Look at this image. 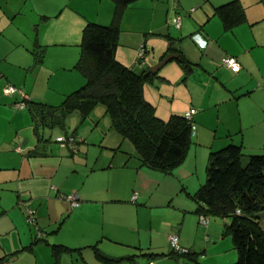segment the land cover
<instances>
[{"label":"crops","instance_id":"crops-1","mask_svg":"<svg viewBox=\"0 0 264 264\" xmlns=\"http://www.w3.org/2000/svg\"><path fill=\"white\" fill-rule=\"evenodd\" d=\"M232 2L243 9L245 23L225 31L215 11ZM176 4L175 0L129 4L119 22L115 53L119 64L137 74L151 73L170 54L193 66L185 77L179 62L174 67L170 61L162 78L156 73L157 86L153 82L144 87L145 99L163 121L195 112L187 157L164 174L142 166L133 147L114 131L107 142V134L92 132V139L82 138L74 152L51 145L42 132L52 129L40 127L39 114L34 113L36 126L33 115L16 108L23 99L3 93L4 87L12 86L33 106L59 100L61 105L82 88L85 80L74 67L83 30L88 24L109 26L114 2L0 0V35L16 39L0 50V264H55L52 246L76 251L62 255L58 264L66 256L101 264L96 252L114 260L133 258L135 264H235L233 242L223 236L229 221L210 222L209 217L208 228L203 229L193 197L205 183L211 153L233 145L245 157L264 155V0ZM176 15L182 17L180 29L168 24ZM141 45L146 53L137 61ZM23 52L37 56L34 72L40 68L43 74L55 75L45 82L46 90L36 80L27 86L29 77L19 73L32 64L27 57L20 58ZM225 57L236 59L239 73L222 66ZM172 83L186 91H178L173 97L177 103L161 114L148 97L153 88L166 90ZM39 87L43 92L38 93ZM49 91L54 96L49 97ZM58 137L81 140L67 134ZM69 195L78 196V208L60 199ZM26 207L36 211L43 234L39 243L26 223ZM172 234L188 255H171Z\"/></svg>","mask_w":264,"mask_h":264},{"label":"trees","instance_id":"trees-1","mask_svg":"<svg viewBox=\"0 0 264 264\" xmlns=\"http://www.w3.org/2000/svg\"><path fill=\"white\" fill-rule=\"evenodd\" d=\"M112 1L115 4L112 23L109 26L88 24L82 33L80 57L74 70L84 78L85 85L67 96L61 106L52 112H60L61 115L77 112L82 118H87L94 108L103 106L111 129L133 147L141 165L168 174L185 161L192 145L193 131L184 115H172L163 121L146 101L144 87L157 79L156 74H137L116 61L119 22L125 8L136 0ZM215 12L225 31L245 23L244 11L237 2L220 7ZM178 62L187 74L185 76L190 75L193 66L183 57ZM24 102L25 106H30L27 100ZM34 106L40 111V127L52 128L54 124L48 116H54L50 112L46 114L39 104ZM32 117L38 123L34 115ZM193 199L198 206V216L229 221L224 234L232 237L237 253L235 264H264V230L260 217L264 214V155L245 157L242 149L233 145L211 153L205 183ZM36 241L39 243L42 238ZM74 252L62 246H52L55 264L62 255ZM188 254V251L187 254L171 253L174 256ZM96 256L101 264H122L125 260L135 264L133 258L114 260L98 252Z\"/></svg>","mask_w":264,"mask_h":264},{"label":"rangeland","instance_id":"rangeland-1","mask_svg":"<svg viewBox=\"0 0 264 264\" xmlns=\"http://www.w3.org/2000/svg\"><path fill=\"white\" fill-rule=\"evenodd\" d=\"M15 40L16 39L14 37L11 38L8 33L1 34L0 35V50L5 48V46L9 45L8 41H11L12 43H14ZM24 57H27L26 59H28V62L31 61L32 64L29 67H27V65L23 66L24 69L18 70L19 73L22 75V77H24V75L25 76L27 75L29 77L27 86L33 84L34 80H36L37 83H41V82L44 83L43 84L44 89L39 87V90H38V93L43 92V90H46L45 82H48V80H50L49 76L51 75L52 79L54 80L56 78L55 75H52L51 73H47V71H45L44 72L45 74H43L42 72H40V68H38L37 71L34 72L33 70H34L35 65H36L34 58L36 56H31L30 54L23 52L21 54L20 58L23 60ZM177 63H178V60H172L168 65H173L175 67L176 65H178ZM168 65H167V67H168ZM165 70H166V66H165V68H162L158 72V75L161 78L165 75ZM75 75H77V74L75 73ZM184 75H187V74L184 73ZM156 81H157V79L154 81V83L157 86L158 82H156ZM51 85H52V83H51ZM167 87L168 88H165L166 90L153 88V90H151L152 95L148 97L149 102H152V104H154V106H156V108H158L159 113H161L163 109L169 110L171 105H175L177 103L176 97L174 99H173V97L177 94L178 91H184V93L186 91L184 88H180V86H178V84L175 85V83H172L171 86H167ZM50 88H51V86H50ZM48 93H49L48 96L50 97V95H52V92L49 91ZM52 96H54V95H52ZM152 100H154V101H152ZM36 104H39L41 110L45 111L46 114L48 112H50L54 116V117L50 116V118H51L50 122L54 124V126L52 127L53 129L51 128L52 130H45L42 132L43 134H45V136L47 138L51 139V141H52L51 145H53V146L58 145L55 143V137L59 136V135L67 134V136H72V135L77 136L78 139L79 138L81 139L80 141H77L80 143L82 141V138H83V140L85 139V141L90 140V139H87L86 136L92 139V136H93L92 132H94V131H95V133H94L95 136H97L96 135L97 131L102 132V134H104V133L107 134L106 142L110 139L111 133H114L113 130L111 129L110 119L108 118V116L105 113V108L101 105H98L96 108H94V110L91 113V116H89L87 118H82V117H79L77 112H73V114L70 116H68V114L61 115L62 113H60V112H58L56 114H55V112H52L61 106L60 100L55 101V102L52 101L53 105H46V104L37 103V102L34 105H36ZM31 105H33V104H30V106H28L26 109H24L26 111V113L29 116L34 115V117H35V114H34L35 112L37 114H40L39 110H35L36 106H31ZM56 115L58 116L57 118H56ZM165 118H167V117H165ZM36 123L37 122H34V124H36ZM95 124L98 125V128L95 127ZM33 128H35V127L33 126ZM31 130L32 129H30V131ZM29 135H30V138L33 137L32 132H29ZM115 135H117V134H115ZM210 218H209L210 222H212V221H217L218 223L223 222V220L220 218H216V217H210ZM262 219H264V216H262ZM200 227H202L203 229L208 228V227H205L202 225H200ZM261 227H262V229H264V223H262ZM224 231H225V226H224ZM223 236H227L230 239V241H232V237L224 234V232H223ZM64 259L65 260L60 261L59 264H94L93 262L89 261V259H86L85 261H83V260L78 259L76 256H72V257L66 256V257H64ZM51 264H54V262L52 261Z\"/></svg>","mask_w":264,"mask_h":264},{"label":"built area","instance_id":"built-area-1","mask_svg":"<svg viewBox=\"0 0 264 264\" xmlns=\"http://www.w3.org/2000/svg\"><path fill=\"white\" fill-rule=\"evenodd\" d=\"M176 0H175V6H176ZM193 12V10H191ZM168 24L175 27L176 29H180L182 25V17L179 15H176L174 18L170 19L168 21ZM146 53L145 46L141 45L139 50L137 51L136 59L137 61H140L144 58ZM222 66L231 71L232 73H238L241 70L240 65L233 57H225L222 61ZM3 93L6 96H14L15 94H18L23 101L17 104L16 108L23 110L26 108L25 102L27 99H25V96L23 95L22 91L17 90L16 88L12 86H6L3 88ZM195 112L190 111L184 115L185 120L190 124L192 131H195V125L193 123ZM55 143H57L60 148L62 149H68L77 151L78 150V143L77 140L74 137H58L55 139ZM60 199L65 200L68 202L72 208H78L80 206V199L77 195H69V196H61ZM135 197H133L132 201H135ZM25 214H26V223L28 226H30L32 229L35 230V239L40 240L42 238V235L37 227V220H36V211L32 208H25ZM199 224L205 227H208L209 225V219L205 216H199ZM169 245L172 249V251L176 254H187V250L182 249L179 245L178 237L176 234H172L168 237Z\"/></svg>","mask_w":264,"mask_h":264},{"label":"water","instance_id":"water-1","mask_svg":"<svg viewBox=\"0 0 264 264\" xmlns=\"http://www.w3.org/2000/svg\"><path fill=\"white\" fill-rule=\"evenodd\" d=\"M172 60H179V55H167L156 67L151 70V74L155 75L157 72H159V70H161L166 64H168Z\"/></svg>","mask_w":264,"mask_h":264}]
</instances>
